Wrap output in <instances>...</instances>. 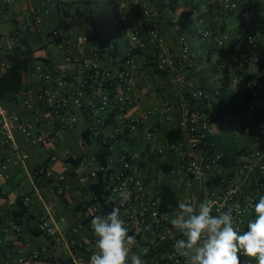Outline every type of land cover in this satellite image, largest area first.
<instances>
[{
	"label": "built area",
	"instance_id": "obj_1",
	"mask_svg": "<svg viewBox=\"0 0 264 264\" xmlns=\"http://www.w3.org/2000/svg\"><path fill=\"white\" fill-rule=\"evenodd\" d=\"M211 1L222 13L240 11L244 21L259 22L258 27L245 31L243 44L232 58L234 75L229 91H240L249 113L264 109V76H256L252 71L256 66L255 49L261 35L260 22L264 21V5L255 0H247L246 6L238 0ZM62 2L68 1L50 0L22 18L10 32L0 35L2 57L30 31L41 32L56 52L52 61H37L27 72L37 82L18 93L23 112L10 110L0 102V180L9 179L14 168L26 169L28 153L17 142L16 134L22 136L28 147L55 148L48 153L50 162L80 159L75 166L68 162L70 167L66 171H57L49 164L33 172L29 170L32 187L22 198V204L41 208L36 228L51 239V252L43 259L44 248L27 253L20 247L9 249L0 264L37 260L46 264H89L97 250L91 219L114 207L120 208L128 234L136 238L133 251L146 264H186L184 257L174 254L173 245L180 234L174 232L170 220L176 209L161 210L153 169L156 160L171 159L166 176L175 186L179 203L198 204L211 199L215 201L213 214L231 207L237 217L236 226L245 231L248 220L255 215L254 203L264 195V138L234 165L221 161L220 151L208 138L218 132L221 106L214 104L218 90L216 95L207 92L191 76L197 56L186 37L179 33L172 41L167 39L156 21V0H116L105 5L111 16L107 21L104 15L99 18L92 11L67 17L65 23L83 21L84 31L56 41L61 30L48 28L44 21ZM199 22L204 23V19ZM107 25L115 28L113 34H109ZM142 34L158 51L154 63L134 51L147 45ZM210 36L209 30H204L199 42ZM223 41L218 38L215 43L221 47ZM9 65L0 59V74ZM156 68L174 82L161 94ZM190 97L205 98L204 104L192 110ZM143 99H148V105L135 110ZM177 128L181 130L180 136L167 139L164 131ZM63 142L76 144L80 152L59 150L63 155L57 156V148ZM121 190L129 197L123 204L118 197ZM98 192L102 200L88 204L97 199ZM44 194L54 200L62 196L76 199L82 205L77 220L70 223L54 200ZM14 202L5 199L7 205ZM3 231H12L19 243L20 225L12 221ZM61 248L67 249L66 257L60 256ZM239 259L241 264H256L255 258L243 254Z\"/></svg>",
	"mask_w": 264,
	"mask_h": 264
},
{
	"label": "crops",
	"instance_id": "obj_2",
	"mask_svg": "<svg viewBox=\"0 0 264 264\" xmlns=\"http://www.w3.org/2000/svg\"><path fill=\"white\" fill-rule=\"evenodd\" d=\"M49 1L50 0H0V35L10 32L17 25L16 23H19L22 18L31 15L35 10L40 9L44 4L48 3ZM67 1L70 2L79 0ZM192 1L196 5V9L193 14L188 17H184L181 16L178 11H163L162 16H160L159 18L158 25L159 28L166 35L167 39H170L171 41L179 33L183 34L186 37L190 44L191 50L196 54L198 59L195 73L196 75L197 73H202V79L204 80L205 84L207 86H210L213 84V79L211 80V78L212 74H214V67L212 64L215 62L218 63L221 59L226 57L225 55L234 54L241 47L242 44L240 43H242L243 39L242 33L244 28V20L242 19L240 11L235 12V15L233 16L223 14L221 10L217 7V5L211 0H178L181 5H187ZM255 1L260 6L264 5V0ZM238 2L241 6L247 5V0H238ZM79 14L80 12L74 13L73 15L77 16ZM98 17L102 18L101 15ZM169 18L175 19L176 23H169L171 22V19ZM201 18L204 19V23L199 22ZM47 19L53 25L54 23H62L61 25L63 31L68 34V36L82 33L85 28V23L81 20L69 24L65 23L64 21L61 22L58 16H51ZM245 23H250L251 27L259 26V22H257L256 19L248 20ZM260 24L261 35L258 41V45L255 49L257 61L255 68L252 69L253 73L256 76H264V21L260 22ZM204 30H209L211 36L208 37V39L199 42V36ZM218 38H222L224 40L223 45L221 47L217 46L215 43V40ZM40 45L44 47L43 54H46L47 56L51 57V59L55 58V49L53 51L50 49L52 45L51 43L45 42L43 34L42 36L40 35V41H38L37 43H33L32 47H37ZM219 48H221L220 52ZM147 50H152V47L149 44L147 45ZM24 81L25 87L30 85L33 86L34 84H36L37 78L34 75L31 76L30 74L26 73L24 76ZM156 81H158V83H160L161 85H167L169 88L174 86L173 80L169 77V75L166 74H157ZM12 103L13 104L9 103L10 106H8V109L14 107V110H23L22 106L19 104V101H13ZM147 105L148 99H143V101L140 102L138 106H135L134 109H144ZM16 140L22 148L26 149L28 153V158L26 159V169L14 168L12 170L9 180H0V263L3 259L4 253L9 249H15L20 247L23 253H27L36 248H44L45 251L42 258L46 259V257L50 254L52 248V241L49 236L44 233L34 235L31 231L27 229L28 226H25V223L29 226L36 225L35 223L38 220L42 211L41 208L36 205H31L29 207V211L32 216L27 217L28 219H25V223L23 224L24 226H21L22 235L20 237L19 243L17 236L12 231H3V228L12 222V220L9 218V215H7V206L3 195H5L6 198L15 200L17 196H20L23 191H29L32 187L31 176L29 174L31 166L43 161L44 158L48 155V153L55 149L52 147L45 148L46 153L44 157L40 160H34V157L36 156L41 158L39 153L35 149H33L34 146H26V144L23 143V138L20 134H16ZM68 146H76V152L74 150H71V147ZM59 150H69L74 153L80 152L79 147L76 144L70 142H63L61 146L57 148V151ZM57 151L56 153H58ZM163 161H166L168 164H170L169 161H171V159L168 161ZM65 163V160L59 159L57 161L49 162V165L57 171H66L70 167V164L67 162L68 166H66ZM44 196L48 199L54 200V198H51L47 194H44ZM65 197L66 198H59L58 200H54V203L57 206L58 210L69 220L70 223H72L77 220L78 211H74L73 209V206L75 205L74 200L75 202L77 201L76 199L71 198L70 196ZM58 225L60 228H63V225L61 223H58ZM174 232L177 233L176 230H174ZM62 249L63 248L59 250L60 256L66 257L68 251L66 248H64L66 252L63 251L62 253H60ZM24 264L46 263L43 260H37L28 261Z\"/></svg>",
	"mask_w": 264,
	"mask_h": 264
},
{
	"label": "trees",
	"instance_id": "obj_3",
	"mask_svg": "<svg viewBox=\"0 0 264 264\" xmlns=\"http://www.w3.org/2000/svg\"><path fill=\"white\" fill-rule=\"evenodd\" d=\"M93 0H79V1H70V2H62L59 3L57 6V11L52 13V15H49L48 17L51 16H58L60 18V21L63 22L67 17H70L71 15H73L74 13H82L87 12V11H92L94 12V8H92V2ZM116 0H109L107 2H96V4L100 5L102 4L105 8V5H111L114 4ZM153 1L154 0H150ZM157 5H155V7L157 8V12H160L157 17H156V21L158 23L160 16H162V12L163 11H178L180 13L181 16L184 17H188L191 14L194 13L195 9H196V5L195 3L192 1L187 5H181L178 0H169L168 2H165L164 0H160V4H159V0H156ZM81 3V7L80 6ZM83 3V4H82ZM83 9V10H82ZM225 14V13H223ZM99 15H104V11L102 12V14L98 13ZM105 16V15H104ZM47 17V18H48ZM46 18V20L44 21L47 24V27L49 28H54V29H59L61 30V34L60 36H58L57 38H55L56 41H59L63 38L68 37V34H66L63 31L62 28V23H54L51 24L48 19ZM105 19L107 21V18L105 16ZM169 23L173 24L176 23L172 20V18ZM247 21H244V28H243V33L242 36L243 38H245L246 36V30H248L249 28H251V24L250 23H245ZM18 24V23H16ZM249 25V26H248ZM247 26V27H246ZM107 28L109 29V34H113L115 32V28H109V26L107 25ZM162 31V30H161ZM163 32V31H162ZM164 33V32H163ZM40 35L42 36L41 32L38 31H34V32H27L26 34H24L21 39H20V43L13 48L12 51H10L7 54H2L3 57L0 54V59H4L6 61H8L10 63V65L0 74V102L4 105L7 106V108H9L8 106L9 103L13 104V101H18L19 100V92L25 89V81H24V76L27 72H30L33 68L34 62L35 61H46V62H50L52 61L51 57L47 56L46 54H43V49L44 47L42 45L37 46V47H32L33 43H37L38 41H40ZM142 39L145 41V43L148 45L149 42L146 38L145 34H142ZM243 44V43H240ZM147 45L146 47L143 48H136L134 51L138 54H142L144 55L146 58L151 59L153 61V63L155 62L156 59V54L158 51H156L151 45L152 50H147ZM221 48H219V52H220ZM238 51V50H237ZM226 53V52H225ZM236 53V52H235ZM234 54H228L225 55L226 57H224L223 59H221L218 63H213V73H217V71H219L220 74V80L218 82V84L215 87H211V86H207L204 82L203 78V74L202 73H197L196 75V68L194 71H192L191 76L194 78L196 84L203 88L204 90H206L209 93H213L215 94V90H218V94L216 95V102L214 104H218L221 106V112H224L222 105H224L225 103H228L230 101L231 97H239L241 98L243 101V97L240 95V91L238 93H231L229 91V83L231 82L232 76L234 75V71L232 70V66H233V56ZM257 61V58L256 60ZM196 62H198V59L196 57ZM255 68V67H254ZM156 73L163 75L166 74L168 75L166 72L163 71H159L156 68ZM191 99V103H192V107L191 109L196 110L199 109L203 104H204V99L202 97H195ZM214 102V101H213ZM240 107V103H236V104H232L231 106H229V108H227V110H230V113L232 115H234L236 113V111L239 109ZM10 110H14V107H11ZM220 113V114H223ZM257 126L262 128V132H264V121L261 122H257ZM231 133V138L230 141H227V139H225V135H226V131L223 130L221 132H217L215 134L209 135V141L220 151L221 153V161L223 163H225L227 166H232L234 165L237 160L242 156V154L247 153L246 148H241V149H237V147L234 145L233 143V134L231 131H229ZM181 130L179 128L174 129L172 131H164L165 136L167 137V139L169 140H173L175 138H178L180 136ZM258 141H260L258 139ZM104 153H106V151H103L102 156L104 155ZM79 158L72 160V159H66L65 162H70L72 164V166H75L76 164L79 163ZM50 162V156L47 155L43 161H41L40 163H37L33 166H31L30 171L33 172V170H35L38 167L41 166H47ZM140 164H144V162H140ZM170 164H168L166 161L163 160H156L155 165H154V175L156 178V190L159 194V196H161V210L162 211H173L175 209H177L178 204H179V199H178V194L177 191L175 189V186H171V184L169 183V180L166 176V173L168 172V170L170 169ZM37 177L35 176V179ZM10 179V178H9ZM7 179V180H9ZM4 180V181H7ZM96 189H98L97 185L95 186ZM30 191V190H29ZM28 190L23 191L20 196H17V198L14 200V204L12 205H7V215H9V218L17 223L18 225L22 226L25 222V219H28L27 217L32 216L30 211H29V207L27 205H23L22 204V198L24 197V195H26L28 192ZM101 193L99 194V192L97 193V199H91L89 200L87 203L88 204H92L94 202H96L98 199H101ZM4 199H6V196L3 195ZM61 198H66L65 196L61 197ZM75 205L73 206L74 211H80L82 209V205L75 202ZM254 218V214L250 217ZM37 223V221H36ZM35 223V224H36ZM73 223V222H72ZM8 226V225H7ZM24 226V225H23ZM25 226L27 227V229L29 231H31L34 235H38L40 233H42L38 228H36L35 226H29L25 223ZM152 254V252L150 253ZM149 254V255H150Z\"/></svg>",
	"mask_w": 264,
	"mask_h": 264
},
{
	"label": "clouds",
	"instance_id": "obj_4",
	"mask_svg": "<svg viewBox=\"0 0 264 264\" xmlns=\"http://www.w3.org/2000/svg\"><path fill=\"white\" fill-rule=\"evenodd\" d=\"M120 203L128 200L126 191L118 193ZM215 201L198 204L180 202L171 217V226L180 234L173 245L174 254L186 259V264H241L239 255L264 264V195L254 203V218L248 220L241 232L233 209L213 214ZM96 237V251L89 264H146L133 251L137 241L129 235L120 208L107 214L94 215L90 224Z\"/></svg>",
	"mask_w": 264,
	"mask_h": 264
},
{
	"label": "rangeland",
	"instance_id": "obj_5",
	"mask_svg": "<svg viewBox=\"0 0 264 264\" xmlns=\"http://www.w3.org/2000/svg\"><path fill=\"white\" fill-rule=\"evenodd\" d=\"M95 1L99 2L97 0H93L91 5L93 6L94 11L99 14H102V12L104 11V15L110 19L111 16L109 10L106 7L102 8L104 6L102 4L100 5L96 4ZM226 15L233 16L235 15V12H230L227 13ZM50 49L53 51L55 47L52 45ZM36 62L37 61L34 62V65L36 64ZM220 77L221 76L219 74V71H217V73L212 74L211 80L213 79V84H212L213 86H216L218 84ZM156 83L158 84L159 87L158 89L159 94L169 89L167 85H161L160 83H158V81H156ZM236 103H240V107L236 111V113L232 115L230 113V110H227V108H229V106H231L232 104H236ZM222 108L226 113L220 112L223 114H220L218 117L219 121L217 122L218 123L217 131L221 132L225 130L226 131L225 139H227V141H230L231 133L229 131H231L233 134V143L237 147V149H241L245 147L247 152L253 150L256 147V145L259 143L258 139L261 140L262 138H264V132H262V128L260 126L259 127L257 126V122L264 121V109H260L254 113H249L247 110H245L243 100L239 97L237 98L231 97L228 103L222 105ZM48 146L49 145L33 147V149H35L41 156V158L38 156L34 157V160L42 159L46 153L45 147L47 148ZM75 147H71V150H74L76 152L77 147L76 148ZM56 155L62 156L63 153L58 152L56 153ZM65 164L66 166H68L67 162ZM63 251L66 252V250L63 248L60 251V253H62Z\"/></svg>",
	"mask_w": 264,
	"mask_h": 264
}]
</instances>
